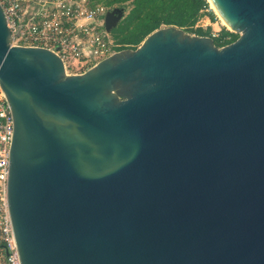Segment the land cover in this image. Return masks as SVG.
<instances>
[{
  "label": "water",
  "instance_id": "1",
  "mask_svg": "<svg viewBox=\"0 0 264 264\" xmlns=\"http://www.w3.org/2000/svg\"><path fill=\"white\" fill-rule=\"evenodd\" d=\"M211 1L235 41L161 26L74 74L0 5L21 264H264V0Z\"/></svg>",
  "mask_w": 264,
  "mask_h": 264
},
{
  "label": "built area",
  "instance_id": "2",
  "mask_svg": "<svg viewBox=\"0 0 264 264\" xmlns=\"http://www.w3.org/2000/svg\"><path fill=\"white\" fill-rule=\"evenodd\" d=\"M11 45L55 51L68 74L80 73L119 50L106 29L108 7L93 0H0ZM219 36L213 33L212 37ZM14 117L0 85V264H21L8 205Z\"/></svg>",
  "mask_w": 264,
  "mask_h": 264
},
{
  "label": "trees",
  "instance_id": "3",
  "mask_svg": "<svg viewBox=\"0 0 264 264\" xmlns=\"http://www.w3.org/2000/svg\"><path fill=\"white\" fill-rule=\"evenodd\" d=\"M127 1L133 3L127 16L131 27L121 39L122 48L137 47L149 33L162 25H176L192 32L208 6L207 0H108L107 3L113 5ZM236 39L235 34L228 30L214 37L215 44L219 47Z\"/></svg>",
  "mask_w": 264,
  "mask_h": 264
},
{
  "label": "rangeland",
  "instance_id": "4",
  "mask_svg": "<svg viewBox=\"0 0 264 264\" xmlns=\"http://www.w3.org/2000/svg\"><path fill=\"white\" fill-rule=\"evenodd\" d=\"M93 2L102 3L108 7V11L111 12V16H112V30L110 32L115 42H117L120 45L118 49L119 50L122 49L121 46H123V43L121 39L124 37V35L128 32L129 28L131 27V25H128L127 16L133 7V3L131 1H127L124 3H116L113 5H109L107 3L108 0H93ZM207 2H208V6L205 9V13L194 25V30L190 33L196 35L212 36L214 32L218 34H222L225 30H228L234 33L235 36L238 38L240 36V33L234 31L226 22L224 23L222 20L223 18L219 15L217 10L212 6L211 1L207 0ZM162 26H166V25H162ZM199 28H201V31H198ZM198 32L204 34H199ZM228 37L230 38V35ZM130 48H134V47H130Z\"/></svg>",
  "mask_w": 264,
  "mask_h": 264
},
{
  "label": "bare ground",
  "instance_id": "5",
  "mask_svg": "<svg viewBox=\"0 0 264 264\" xmlns=\"http://www.w3.org/2000/svg\"><path fill=\"white\" fill-rule=\"evenodd\" d=\"M211 1V0H210ZM211 4H212V6L216 9V7H215V5L213 4V2L211 1ZM217 10V9H216ZM217 12H218V10H217ZM219 13V12H218ZM219 15H220V13H219ZM221 16V15H220ZM222 17V16H221ZM223 20V22L225 23V20L224 19H222Z\"/></svg>",
  "mask_w": 264,
  "mask_h": 264
}]
</instances>
